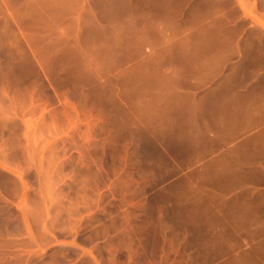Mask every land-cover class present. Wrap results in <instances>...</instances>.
Masks as SVG:
<instances>
[{
	"label": "rangeland",
	"instance_id": "374dc122",
	"mask_svg": "<svg viewBox=\"0 0 264 264\" xmlns=\"http://www.w3.org/2000/svg\"><path fill=\"white\" fill-rule=\"evenodd\" d=\"M172 53L264 92V0H0V264H236L146 127Z\"/></svg>",
	"mask_w": 264,
	"mask_h": 264
},
{
	"label": "crops",
	"instance_id": "0c3cea01",
	"mask_svg": "<svg viewBox=\"0 0 264 264\" xmlns=\"http://www.w3.org/2000/svg\"><path fill=\"white\" fill-rule=\"evenodd\" d=\"M160 62L169 67L154 74L162 88L144 120L169 153V184L191 193L179 213L213 256L264 264V92L242 87L233 63L209 56L172 53Z\"/></svg>",
	"mask_w": 264,
	"mask_h": 264
}]
</instances>
